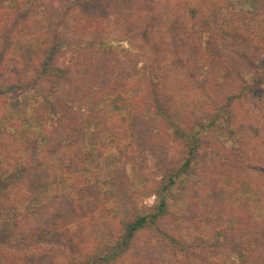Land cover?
Segmentation results:
<instances>
[{"label": "trees", "instance_id": "obj_1", "mask_svg": "<svg viewBox=\"0 0 264 264\" xmlns=\"http://www.w3.org/2000/svg\"><path fill=\"white\" fill-rule=\"evenodd\" d=\"M252 2L0 0V264H264ZM30 93L32 119L15 117ZM224 119L235 147L215 135ZM114 145L102 187L90 146Z\"/></svg>", "mask_w": 264, "mask_h": 264}, {"label": "rangeland", "instance_id": "obj_2", "mask_svg": "<svg viewBox=\"0 0 264 264\" xmlns=\"http://www.w3.org/2000/svg\"><path fill=\"white\" fill-rule=\"evenodd\" d=\"M234 1L235 3L238 4V6L240 7H251L252 6V0H229V2ZM121 48H129L128 43L124 42V43H120ZM140 67L142 66V64L139 65ZM111 103L108 105V112L112 113L115 115L114 119H117V121L120 120V122L122 123L124 121L125 118L128 117V112L127 109L125 108V103L121 102L120 99L115 98L110 100ZM119 103L118 108L122 109L121 111L119 110H114V107L116 105V103ZM36 101L34 99V97H32L31 93L30 94H26V95H22L19 98H16L12 101V113L13 115L16 116H20L22 119H24V115H26V119H28L29 121L32 119V115H33V107L36 105ZM264 109V100L260 101L257 100L254 104H253V111L252 113L255 114L256 112H260L263 111ZM114 111V112H112ZM12 115V116H13ZM118 122V124H121ZM115 125L114 129L116 130L121 129L119 125ZM8 125H11V123L9 122ZM33 126H35L36 131H38V127L37 125H35L33 123ZM123 133V132H122ZM218 139H220L225 145L227 146H234L236 144L237 141V134L234 130V127L231 125V123L228 121V119H224L220 122L218 130L216 131L215 134ZM90 150L93 154V157L91 158V163L89 166V175L95 179H99V184L102 185V187H104V183L105 181H107V179L109 178L110 174L112 173V167L109 166L110 164L107 163V157L110 156H114L116 153V146H109V147H105L104 151V156H100V151L97 150L95 148V146H90ZM96 179V180H97ZM190 177L189 174L187 176H184V178L179 180V183L177 185V187L175 188L173 195L175 198V204H176V208H178L180 206L181 203L182 204V198L183 195L185 193V189H186V185L189 181ZM0 197H1V191H0ZM156 198L155 196H151V197H146L144 199H142L140 201V206H144V205H151L155 202ZM1 209V206H0ZM14 214L13 212H10ZM8 240V239H7Z\"/></svg>", "mask_w": 264, "mask_h": 264}]
</instances>
